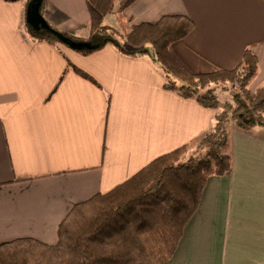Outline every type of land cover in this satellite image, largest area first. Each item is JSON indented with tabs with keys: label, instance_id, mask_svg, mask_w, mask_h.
<instances>
[{
	"label": "crops",
	"instance_id": "obj_1",
	"mask_svg": "<svg viewBox=\"0 0 264 264\" xmlns=\"http://www.w3.org/2000/svg\"><path fill=\"white\" fill-rule=\"evenodd\" d=\"M28 4L0 0V246L56 245L75 206L199 140L217 116L165 90L152 54L127 57L107 46L82 55L33 41ZM122 15L128 29L187 17L194 30L170 47L182 67L195 75L233 71L250 49L260 71L251 90L264 85V0H139ZM112 16L118 27L117 15L106 24ZM44 18L59 32L90 36L86 0H47ZM227 152L231 172L208 179L166 264H264V128L231 125Z\"/></svg>",
	"mask_w": 264,
	"mask_h": 264
},
{
	"label": "trees",
	"instance_id": "obj_2",
	"mask_svg": "<svg viewBox=\"0 0 264 264\" xmlns=\"http://www.w3.org/2000/svg\"><path fill=\"white\" fill-rule=\"evenodd\" d=\"M136 1L139 0H86L91 16L87 39L51 26L36 30L26 17L25 28L35 42L63 45L82 55L107 46L127 57L152 54L154 65L163 75L165 90L217 111L213 130L157 158L110 192L75 206L59 228L56 245L33 239L1 245L0 264H166L186 224L198 210L208 179L232 170V158L227 152L231 125L244 131L264 128V85L255 92L251 90L260 71L250 49L233 71L192 74L172 57L170 47L194 30L193 21L166 16L157 24L128 29L129 20L122 12ZM46 2L42 0L40 6L43 16ZM111 15H117L118 27L106 24ZM69 44L80 46L72 48ZM70 66L96 84L90 76ZM222 86L230 98L219 99L217 92Z\"/></svg>",
	"mask_w": 264,
	"mask_h": 264
},
{
	"label": "water",
	"instance_id": "obj_3",
	"mask_svg": "<svg viewBox=\"0 0 264 264\" xmlns=\"http://www.w3.org/2000/svg\"><path fill=\"white\" fill-rule=\"evenodd\" d=\"M42 0H30L27 8L26 21L36 30L50 29V25L45 20L44 16L40 14V6ZM62 39V37L60 36ZM64 40V39H63ZM68 43V40H64ZM72 48H78L80 45L69 44Z\"/></svg>",
	"mask_w": 264,
	"mask_h": 264
},
{
	"label": "rangeland",
	"instance_id": "obj_4",
	"mask_svg": "<svg viewBox=\"0 0 264 264\" xmlns=\"http://www.w3.org/2000/svg\"><path fill=\"white\" fill-rule=\"evenodd\" d=\"M115 19V16H112V18H110L109 20H108V24L110 25V24H112V21H115L114 20ZM148 49H151V47H149ZM225 89L226 88H224L223 86L222 87H220V89H218V97H219V99H220V97L222 98V100H225V99H228V98H230L229 96H230V94H229V92H225ZM253 92H255L256 91V88H253V90H252Z\"/></svg>",
	"mask_w": 264,
	"mask_h": 264
}]
</instances>
